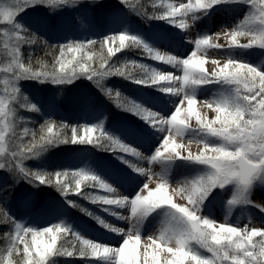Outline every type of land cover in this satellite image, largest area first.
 Instances as JSON below:
<instances>
[{
  "label": "snow or ice",
  "instance_id": "snow-or-ice-1",
  "mask_svg": "<svg viewBox=\"0 0 264 264\" xmlns=\"http://www.w3.org/2000/svg\"><path fill=\"white\" fill-rule=\"evenodd\" d=\"M127 2L121 0L122 4L126 5ZM228 2L245 4L249 11L243 20L231 28L223 26L222 31L215 34L217 40L223 37L226 43L214 42L208 34L198 35L194 41H189L194 48L186 57L162 53L139 36L126 31L110 33L100 39L69 40L50 45L24 28L16 17L28 7L42 4L55 9L73 4L75 0L0 2V25L9 26L0 27V42L7 54L0 72L8 74L4 80V94L0 95V169L34 184L53 186L62 196L82 195L91 203L104 206L103 210L110 215L127 219L130 224L125 231L95 217L109 231L123 235L122 242L112 246L84 238L63 221L42 228L26 227L0 208L5 222L13 226L11 232L5 233L8 246L0 249V264H54L56 257H79L85 261H99L100 264H264V227L217 223L201 212L209 194L216 188L223 189L228 185L233 186L231 197L226 202L229 209L238 204H247L264 211V205L254 204L250 198L254 185L264 183V68L230 55L222 64L213 59L211 63L216 67L210 72L206 69L207 51L210 48L264 50V0H195L194 3L188 0L178 6L162 4L161 13L154 11L150 14L145 10L140 14L147 19L164 20L186 30L207 10ZM155 7L153 5V9ZM242 38L246 42H241ZM37 43L51 50V65L40 60H37L35 67L31 60L25 63L22 47ZM97 45L99 53L95 51ZM126 48L140 49L147 58L171 65L181 70L183 75L177 77L172 72L158 71L135 60L121 67H113L111 58ZM57 50L59 54L55 55ZM135 69H140L143 76L135 78ZM112 75L181 97L175 109L165 117L134 101L120 103L121 94L117 91L113 95L110 89L107 90V95L117 102L118 107L132 112L156 130L167 133L151 156L143 157L138 149L107 133L103 121L70 126L46 119L40 126L39 135L31 132L28 142L24 143L22 139L14 150L6 146L8 135L15 134L14 105L18 104L27 111H38L27 97L20 102L19 80L36 79L64 84L84 76L99 85L104 78ZM177 84L179 87L175 86ZM208 84L220 85L222 89L211 101L204 103L215 113L211 119L202 116L196 107L197 88ZM193 120L196 127L191 123ZM69 128L71 135L67 134ZM189 133L193 134L196 143L202 145L197 153L178 142L183 141ZM21 136H29L27 127ZM67 143L88 144L109 152L142 158L150 166L156 163L166 165L180 159L202 165L204 170L172 188L165 174H153L151 167L146 170L121 156L119 158L134 172L146 176L149 181L129 198L119 195L112 185L85 168L47 172L24 166V159L39 155L48 146ZM85 188L95 191L85 192ZM176 197L184 203L175 202ZM68 202L76 206L74 202ZM115 208H127L130 215L124 217L114 211ZM157 210H162L164 215L158 234L148 236L140 251L142 235L139 225ZM69 239L72 243L66 246L65 241Z\"/></svg>",
  "mask_w": 264,
  "mask_h": 264
},
{
  "label": "rangeland",
  "instance_id": "rangeland-1",
  "mask_svg": "<svg viewBox=\"0 0 264 264\" xmlns=\"http://www.w3.org/2000/svg\"><path fill=\"white\" fill-rule=\"evenodd\" d=\"M92 1L94 0H75L73 4H66L55 9H50L42 4L35 5L20 12L16 17V21L22 25L24 22H33L36 26L38 25L37 27L44 29L47 33H62L76 29L82 39L84 38L83 40L87 39L91 32L111 26L113 29L111 33L126 31L139 36L143 41L158 50L163 49V51H168L174 49L181 53L183 50H189L188 54H190L194 48V45L189 42L193 41L192 36L181 33L179 28L164 20L147 19L140 14L143 12L137 7L120 4L118 1L102 2L101 0H95L97 3L96 6L98 7L97 11L102 15L106 14L104 19L95 23V15L91 11L92 5L90 4ZM138 1H144L151 14L154 11L156 13L163 12L162 4L179 5L181 3H187L188 0H128V2L136 4H138ZM0 2L7 4L9 0H0ZM153 5L156 6L155 9H153ZM248 11V6L242 3H220L207 10L204 18L209 21L207 26L213 22L220 23L221 21H225L226 26L231 28L234 24L243 20L244 15ZM0 27L9 26L4 24L0 25ZM241 42L246 41L242 38ZM225 43L226 41L223 38L222 45ZM134 49L137 52L134 51V55L128 53V49H124L117 56H113L110 61L111 65L113 67H121L127 62L135 60L137 63L147 64L150 68L154 67L158 71H161L159 62L147 58L142 53V50ZM213 51H218V49L213 48ZM221 51H223L222 56L216 59L218 61L221 60V64L232 55L238 60H246L249 63L257 64L261 68H264V64H261V61H264V50L253 48ZM206 59V69L210 72L216 66L210 67L213 56L209 55L208 51ZM6 60L7 54L3 50L2 42H0V67L6 63ZM210 68L211 70H209ZM133 75L140 78L143 76V72L140 69H135ZM6 76L8 74L0 72V95L4 94L5 91L6 85L4 80ZM92 81L87 78L84 79L83 82H86V84H93V87L89 85V87L81 86L80 88L84 87V91L80 88H75V90L78 89L76 91L79 93L80 98H82V102L76 105L66 103L63 106V109L67 111L65 114L70 112L75 116L73 117L76 118L73 125L95 124L103 121V127L107 133L119 138L125 144L135 147L144 155L143 157L148 153L151 154V148L147 150L146 147L151 144L155 137L159 136L157 131L132 112L118 107L117 102L107 95V90L110 89L113 95L118 91L121 94L120 103L127 104L129 101H134L152 110L159 105L163 107L173 105L172 103L173 100L175 101V98L165 95L157 87H147L134 83L132 80L122 76L112 75L106 77L99 85L95 81L92 83ZM79 82L73 81V84ZM17 86L21 91L20 102H23V97H27L28 101L34 104L38 111H27L26 109L20 108L18 104L14 105L16 109L15 134H9L6 143V146L12 150L17 145H20L23 139L21 133H23L25 127L28 129L31 127L37 114L47 109L52 112H57L62 108V100L56 96V92L58 93L61 89L55 88L61 86V84L41 82L36 79H21L17 82ZM175 86L178 87V84ZM201 87L202 90L211 93H219L222 90L221 86L217 84H208ZM88 89L91 94L86 92ZM53 92L55 94L54 98L52 95ZM179 100L177 103L180 102ZM198 101L199 99H197V103ZM167 103L169 105H166ZM113 108H115V111ZM207 116L211 119L215 116V113L210 109ZM192 125L196 127L195 121L192 122ZM184 141L187 143L189 139L185 138ZM195 144L198 147L195 152L197 153L202 145L196 142ZM102 150L88 144H60L48 146L39 155L24 159L23 163L26 166H32L36 165L34 164L36 162L42 167H48V165L56 163L58 165L56 170L49 172L63 169L85 168L112 185L121 196L131 197L134 190L137 193L144 183H136L133 175L135 176L137 172H134L119 157L124 156L125 160L131 161L138 167L141 165L140 161L142 158L138 159L123 153ZM142 165L146 167L147 162ZM190 167L192 169L191 176L204 170L202 165L192 162H190ZM42 169L47 171V169ZM169 183L172 185L171 178ZM132 187L133 190L131 192ZM0 189H6L11 193L13 196L11 206H15L16 208V216L14 219L26 227L42 228L63 221L84 238L105 244H110L106 240L107 236L113 238V241H116L114 238L116 233L103 227L97 222L95 217H99L108 224L116 227L123 229L126 227L124 223L121 224L115 220L116 216L113 218V215L104 211V206L91 203L89 200L84 199L82 195L69 194L62 196L60 192H57L56 188H54L56 192H51L52 190L48 189L46 184L31 183L22 177L15 176L5 169H0ZM232 190L233 186L231 185L225 186L223 189H214L202 204V214L210 217L217 223L229 222L239 227H244L245 225H249L250 227H264V218H262L264 211H261L259 208L247 204H238L232 206L231 209L228 208L226 202L231 197ZM84 191L94 192L95 189L85 188ZM100 194L104 193L101 192ZM250 198L254 204L264 205V183L257 182L254 185ZM68 201L74 202L76 206H72ZM175 201L177 203H184L179 197ZM0 207H2L1 203ZM113 210L123 215L122 208H115ZM87 213H91L92 215H88ZM155 217L163 221L164 215L162 210H157L150 214L146 222L149 223ZM3 222L5 223V219H3ZM6 227V233L13 230V226L10 223ZM109 233L112 235L110 236ZM3 239L5 243L3 248L5 249L8 246V241L5 239V236ZM122 239L116 244L111 243L110 245L118 246L122 242ZM65 243L66 246L71 245L72 241L69 239ZM54 264H100V262L85 261L79 257H56Z\"/></svg>",
  "mask_w": 264,
  "mask_h": 264
},
{
  "label": "trees",
  "instance_id": "trees-1",
  "mask_svg": "<svg viewBox=\"0 0 264 264\" xmlns=\"http://www.w3.org/2000/svg\"><path fill=\"white\" fill-rule=\"evenodd\" d=\"M101 1L102 2H108V1L117 2L118 1L120 4H122L121 0H101ZM137 3L138 4L133 3V2H127V5H129L130 7L131 6L137 7L142 12H144L145 10H147L148 12L150 11V10H148V8H147L148 6L144 1H138ZM90 4L92 5L91 11L95 15L94 21H95V23H98L101 19L105 18L106 14L102 15L99 11H97L98 7L96 6L97 3L95 0L90 2ZM23 26L29 32L35 33L38 37H41L44 40H46L50 45L51 44H63L69 40H83L84 39V38L82 39L81 35L77 32L76 29H73L69 32H62V33H54V32L53 33H47L44 29L37 27L38 25L36 26V24H34L33 22L32 23L31 22H24ZM112 30L113 29L111 26L97 29V30L91 32V34L87 37V39H100L103 36L110 34ZM87 39H85V40H87ZM126 49H128L127 50L128 53L134 55V53H133L135 51L134 48H126ZM95 51L97 53H99V45L96 46ZM21 52H22V57H23L25 63H27L29 60H31V63L33 64L34 67L36 66L37 60H40L41 62H47L49 65H51L52 60H53V54H50L51 50L49 48H46L42 43H37V44L31 45V46L24 45L21 49ZM54 54L58 55L59 54L58 50ZM117 55H118V53L116 54V56ZM120 65H122V64H120ZM134 77L139 78L138 76H135V75H134ZM84 79H86V77L80 76L74 80L77 82L80 81L79 83H76V84H73V82L72 83H66V84L64 83V84H61V86H59V87H55V88L61 89L58 91V93L56 92V96L58 99L60 98L62 100V102L64 101V103L61 102L62 108L57 112H52L51 110L47 109L46 111H42L39 114H37L35 120L32 122L31 127L29 128V136L26 138L23 137L24 143H27L28 140L31 138V132L35 131L37 133V135H39L40 126L42 124H44L46 119H51V120H54L58 123L64 122L66 124H69L70 126L73 125V122L76 119L73 117H75V116L70 112H68V114H65L67 111L63 109V106L66 105V103H71L72 105H76V104L82 102V98H80L79 93L76 91L78 89L75 90V88H80L81 86H88V85L90 87H93V84H91V83L86 84V82H83ZM45 82L52 83L50 81H45ZM92 83H93V81H92ZM80 89L82 91H84V87L80 88ZM86 92L91 94L89 89ZM52 95L54 98L55 97L54 92L52 93ZM113 110L115 111V108H113ZM121 114H123V113L121 112ZM78 125H81V124H78ZM67 134L71 135V128H69L67 130ZM34 164H36V165L26 166L24 164V166L26 168L34 170V171L35 170H41L42 168H44V169H47V172L56 170V167L58 166L56 163L48 165V167H42V166H40V164H37L36 162ZM42 171H45V170L42 169ZM46 187L48 189L52 190L51 192H56V190L54 189L55 187L50 186V185H46ZM57 192H59V191H57ZM12 197L13 196L11 195V193L8 190L2 189V191H0V203L2 205V207H0V208L5 209L8 212L9 216L14 218L16 216V212H15L16 208H15V206H11V204H12L11 200H13ZM3 219H4V217L2 215H0V249H4L3 246H5L3 237L5 236V233L7 231L6 225L8 224L7 222L4 223Z\"/></svg>",
  "mask_w": 264,
  "mask_h": 264
},
{
  "label": "bare ground",
  "instance_id": "bare-ground-1",
  "mask_svg": "<svg viewBox=\"0 0 264 264\" xmlns=\"http://www.w3.org/2000/svg\"><path fill=\"white\" fill-rule=\"evenodd\" d=\"M192 2L194 3L195 0H192ZM176 5H178V4H176ZM205 14L206 13H204L203 15H200L198 19L194 20L193 26H191L190 28H188L186 30L180 29L181 33L192 36L193 41L197 38L198 35L208 34V35H211L213 37L214 42H218V43L222 44L223 37H221V39L219 38L218 39L219 41H218L216 39L215 34L222 31L223 26H226V22L225 21H221L220 23L213 22L211 25L207 26V23L209 21L204 18ZM183 42H188V41H183ZM164 48L168 49L167 47H164ZM159 51L162 53L173 54V55H176L178 57H186L188 55V52H189V50H183L181 53V52H177L174 49H171L168 51H163V49H159ZM208 52H209V55H212L213 59H215V60L217 59V57L219 58L223 54V51H221L220 49H218V51H213V48L208 49ZM215 55H217V56H215ZM219 61H221V60H219ZM244 62H247V61L244 60ZM159 66L161 67V71H163V72H172L177 77L183 75L181 70L174 68L171 65L159 63ZM212 66H215V65L210 63V67H212ZM209 70H211V68ZM178 87H179V85H178ZM216 94H218V93L217 92L211 93V92H207L205 90H202V87L197 88L196 99H199V101L196 104V107H197V109L199 108L198 111L201 113L202 116H207L209 113V110H210L204 106V103L206 101H211L216 96ZM165 95L175 98V101L173 100V103H172L173 105L168 106V107H163V106L159 105V106H156L153 111L160 113L161 115L167 117L175 109L174 105H176V103L178 102V99H181V97L172 96V95H168V94H165ZM212 95H214V96L212 97ZM166 105H169V104L167 103ZM193 121H191V123ZM153 129H155V128H153ZM156 131H157V134H159V136L155 137L154 140L151 142V144L146 147L147 150H148V148L149 149L151 148L152 153L151 154L148 153L145 157L151 156L153 154V152L155 151V148L157 146H159L160 142L162 141L163 135L167 134V133H162L158 130H156ZM185 138L189 139V142L186 143V141H184ZM185 138L183 139V141H178V142H182L185 145L186 149L191 150L193 153H195L198 147L196 146L195 141L193 139V134L189 133L188 135L185 136ZM190 141H192V142L190 143ZM146 162L147 161L145 159H141V161H140L141 165H139V167L144 168L146 170L149 169V167H151V172L153 174H165L169 180L171 178L172 185L171 184L170 185L172 188L177 187L186 178H190L191 174H192L190 162H188V161L177 159L175 161L169 162L166 165H161L159 163H156V164H153L151 166L147 163L146 167H144L142 164H145ZM133 177H134L137 184L138 183H146L147 177L144 175H140V174L136 173L135 176L133 175ZM147 182H149V181H147ZM150 186L154 187L155 185L150 184ZM132 190H133V187L131 189V192H132ZM135 194H136V191L134 190L132 192L131 197H133ZM131 197H129V198H131ZM177 198L178 197H176L175 200ZM122 210H123L122 216L127 217L130 215L129 209L122 208ZM262 215H263L262 218H264V212ZM112 217L114 218L115 216H112ZM115 220H117V222H119L121 224L124 223L126 225L125 231H127V229L130 227L129 221L127 219H118L117 217H115ZM146 221H148V217L145 218L143 223L139 225V231H140L141 235L143 236L142 240H141V246L140 247H142L143 244L146 242L148 236L158 234V231H159V228H160L161 222H162L161 219L160 218L157 219V217L150 220L149 223H147ZM109 235L111 236L112 234L109 233ZM122 237H123V235L115 234L114 238L116 241H113L112 240L113 238H110L108 236L106 237V240L109 241L110 244L111 243L116 244L118 241H120L122 239ZM138 250L142 251V248H139Z\"/></svg>",
  "mask_w": 264,
  "mask_h": 264
}]
</instances>
